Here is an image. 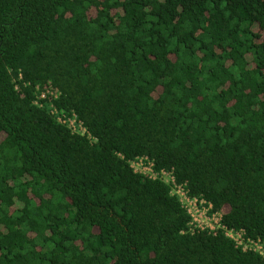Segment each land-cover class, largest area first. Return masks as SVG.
<instances>
[{
    "label": "trees",
    "instance_id": "16d2710c",
    "mask_svg": "<svg viewBox=\"0 0 264 264\" xmlns=\"http://www.w3.org/2000/svg\"><path fill=\"white\" fill-rule=\"evenodd\" d=\"M226 229L264 243V0H0V264H264Z\"/></svg>",
    "mask_w": 264,
    "mask_h": 264
},
{
    "label": "built area",
    "instance_id": "2783aa9c",
    "mask_svg": "<svg viewBox=\"0 0 264 264\" xmlns=\"http://www.w3.org/2000/svg\"><path fill=\"white\" fill-rule=\"evenodd\" d=\"M50 93L49 89L46 94ZM43 97V95H41ZM75 119L69 120V127L74 129ZM79 125V124H78ZM130 168L134 173H139L147 176L150 179H160L161 181L171 186V194L178 198L181 207L190 217L189 228L191 233L196 231L208 230L216 232L220 228H224L220 224L221 214L212 212V205L202 199L191 198L182 185H178L171 172L164 170L155 172L154 163L146 156L137 157L129 163ZM225 236L235 243V246L241 247L242 250H251L257 252L264 257V243L259 241L244 240V235L241 231L225 230Z\"/></svg>",
    "mask_w": 264,
    "mask_h": 264
}]
</instances>
